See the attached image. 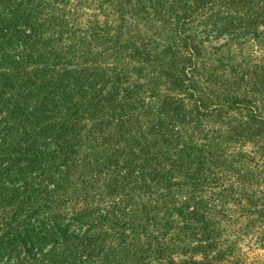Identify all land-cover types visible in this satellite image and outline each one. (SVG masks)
Segmentation results:
<instances>
[{"label":"trees","instance_id":"1","mask_svg":"<svg viewBox=\"0 0 264 264\" xmlns=\"http://www.w3.org/2000/svg\"><path fill=\"white\" fill-rule=\"evenodd\" d=\"M70 5L0 0V264H213L230 255L219 240L229 203L264 247V191L252 188L264 171L223 142L264 138V52L228 76L203 63L206 86L164 73L180 96L154 106L91 49L150 64L152 40L131 23L152 13L192 54L263 50L264 0H98L102 21L85 29Z\"/></svg>","mask_w":264,"mask_h":264},{"label":"rangeland","instance_id":"2","mask_svg":"<svg viewBox=\"0 0 264 264\" xmlns=\"http://www.w3.org/2000/svg\"><path fill=\"white\" fill-rule=\"evenodd\" d=\"M70 1L71 5L69 8L79 16L82 28L85 29L84 19H91V15L93 14H96L95 18L102 21V17L98 15L95 9V4L98 0ZM151 14H148L147 18H134L131 23V26H133V29L131 27V32L148 36L152 40L150 49L154 58H152L150 64L141 61L139 58H130L127 56L126 50L121 48L116 49V47L109 46L108 44L106 46L94 45L91 49L92 53L99 52V56L95 58L96 63H100L101 66H109L110 64L116 69L122 68L128 72L130 80L141 83L145 95L152 94L155 96V99L151 100L154 106L163 94L180 96V91L175 87H171L167 82L168 77L164 73L171 74L173 72L180 76H182L181 74H186L191 79V82L206 86L203 82L205 78L202 69L203 63L214 68L212 70L214 73L218 75L224 73V75L228 76L232 64L236 65L240 63V66H243L242 64L245 61L254 59L248 58V56H256L258 58L264 52V49L255 48L250 44H229L218 50L206 47L200 53L192 54L188 46L180 42V28H169L162 21L163 17L165 18L167 15L160 18ZM111 19H113L112 23L114 27L115 25H119V20L114 15ZM193 30L194 26L190 24L189 29L185 33ZM122 31L126 32L124 29H121ZM77 34L85 35V33L81 32ZM121 36L123 40L125 34L123 33ZM216 44H222V41L220 40ZM91 65L95 66V63L92 62ZM256 102L259 106L261 105V99H258ZM228 114L236 116L237 112L228 111ZM211 127L224 129L223 123L218 119L212 120ZM256 141V144L244 141L242 145L230 141L223 142L226 143L227 149L252 151V153H248L252 159L248 164V168L254 172L261 173L264 171V138L258 137ZM258 146L260 147L258 148ZM259 186L264 191V183H259V185L254 183L252 188L257 189ZM226 207L228 208L226 212L228 216L220 219V226L223 231L220 234L219 240L222 241L221 245L223 248L228 247L230 249V255L226 256L223 260L215 261L213 264H264V247L260 245V241H257L261 230L257 224L245 225L253 216L240 214L239 209L234 204L229 203Z\"/></svg>","mask_w":264,"mask_h":264}]
</instances>
